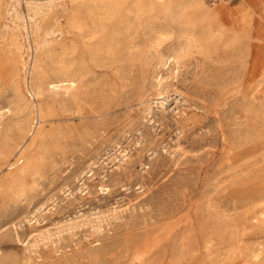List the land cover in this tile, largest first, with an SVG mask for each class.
<instances>
[{
    "label": "rangeland",
    "instance_id": "1",
    "mask_svg": "<svg viewBox=\"0 0 264 264\" xmlns=\"http://www.w3.org/2000/svg\"><path fill=\"white\" fill-rule=\"evenodd\" d=\"M136 1L125 6L131 48L97 54L82 38L65 51L60 35L37 51L23 29L10 42L0 17V108H15L0 117V264H132L147 248L138 264L264 259L258 1L201 0L233 20L214 40L195 28L198 43L176 5L137 10ZM242 8L252 10L245 20ZM99 20L106 32L117 25ZM65 69L79 79L76 101L47 87Z\"/></svg>",
    "mask_w": 264,
    "mask_h": 264
},
{
    "label": "bare ground",
    "instance_id": "2",
    "mask_svg": "<svg viewBox=\"0 0 264 264\" xmlns=\"http://www.w3.org/2000/svg\"><path fill=\"white\" fill-rule=\"evenodd\" d=\"M144 1L137 0L135 2L137 10L142 9L143 6L149 11H155L156 9L164 10L170 7L171 4L172 8L175 5L177 8H180V15L185 17V23L192 27L188 38L195 43H198L200 40L198 37L194 36L195 28L200 27L203 40H214L229 30L228 28L224 29L220 21L223 19L233 20V15L230 10L226 9L224 12L219 11L220 7L217 6L208 8L200 4L201 0H147V3ZM257 1L258 2L254 4L256 6L255 8L258 7V16L260 15L261 19L264 20V1ZM128 2L129 0H0V17L5 19L1 25H3L4 28V36L10 38V42H13L15 36L17 39V32L19 30H25L26 37H29V35L32 36L37 51L51 47L53 41L48 37L50 35L64 36V42H62L61 45L65 51L72 49L74 45H76L78 38L85 39L84 44L87 50L93 54L100 53L104 48L109 49L113 44L117 46L125 42L127 47L131 48L130 44L133 43L132 38L126 37L127 35L131 36L132 29L127 23L125 24L124 21L128 12L125 6ZM198 7L200 8L198 18L193 19L184 14V11L196 10ZM244 12L245 15L243 19L245 20L248 16H251L252 10L247 9ZM101 15H108L116 19L117 25L113 27L111 32H106L105 25L100 22L99 19ZM60 16H62V18H59ZM50 19H53V24L46 28L45 25ZM88 20H90V24ZM19 35L21 36V34ZM20 45L21 44H18V47H20ZM52 45L55 46V44ZM22 64L24 65V62H22ZM29 72V69L24 67L25 84L32 95H38V93L30 87V83L27 80ZM47 87L49 89L64 88L74 94L73 97L75 101L78 99L76 92L79 88V79L77 76L68 74L67 69L62 72V76L58 79L48 81ZM14 111L15 108L10 105L0 108V117H5L6 115L14 113ZM41 113L42 111L39 109V114ZM32 120L34 121L35 119ZM21 124L22 122L18 124L17 133L22 135L24 134V128ZM33 126L35 127V125ZM30 130H32V128ZM29 134H33V132L31 131ZM1 139L2 134L0 131V141ZM24 145L25 140L19 145V150H21ZM22 156V151H20L17 160ZM149 253L150 248L138 252L132 264L142 262ZM258 257V255H255L254 258L257 259ZM256 262V264H264V259L260 261L256 260Z\"/></svg>",
    "mask_w": 264,
    "mask_h": 264
}]
</instances>
